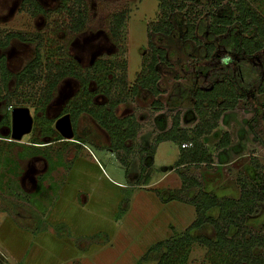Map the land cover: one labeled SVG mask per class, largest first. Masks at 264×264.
<instances>
[{
  "label": "rangeland",
  "instance_id": "374dc122",
  "mask_svg": "<svg viewBox=\"0 0 264 264\" xmlns=\"http://www.w3.org/2000/svg\"><path fill=\"white\" fill-rule=\"evenodd\" d=\"M37 1L45 9H55L59 5V0ZM84 1L88 23L86 29L70 43V54L83 67L98 57L107 58L113 54L116 48L107 36L110 17L126 9L128 16L124 21L123 45L127 82L130 84L147 48L146 25L157 17L158 1ZM209 1L199 0V3L206 7ZM20 5L21 0H0V31L44 33L51 29V20L45 19L42 14H32ZM254 5L262 10L264 0H257ZM172 21L174 29L170 35H153L154 43L166 49L171 64L160 66L159 87L163 92L154 96L140 90L135 97H130L114 110L119 117L134 114L139 123L136 137L127 142L130 146L128 153L120 152L115 156L107 149L105 131L90 116L81 114L75 134L83 138V144L80 148L69 145L62 153V164L47 174L43 187L36 191L37 177L47 172L48 163L40 155L17 156L20 143H26L29 134L15 141L18 143L11 147L0 144L3 157L12 156L17 164V175L9 171V166L0 169V264H135L151 244L180 234L195 217L192 205L176 200L162 203L152 190L157 188L165 194L167 190L178 188L181 184L179 173L187 172L198 177L206 190L218 196L236 197V176L239 173L253 175L250 157L253 155L264 165V121L259 114L263 97L256 92L257 82L264 72L262 61L259 57H238L233 50L224 49L218 51L217 60H205L204 47L182 39L183 16L179 12L174 13ZM203 32L198 31L199 37L203 41L209 40ZM34 51V42L13 39L6 48L0 49V54L5 55L8 69L15 73L32 58ZM223 64L230 66L235 74L240 72L244 76L242 85L249 96L241 99L235 109L226 111L218 126L202 139L212 154V166L179 167L176 170L174 162L178 146L172 141H163L158 144L152 159H147L146 171L141 176L139 148L151 144L159 127H168L175 113L179 114L180 126L189 131L197 118L186 114L193 112V89L205 85L203 68ZM211 72L208 71L209 76ZM7 85L12 90L14 78H10ZM38 86L36 82L23 87L17 97L26 101H12V105L27 106L33 115L32 94ZM76 86L77 81L70 77L59 83L46 107L49 117L56 119L61 115L67 95ZM94 86V82H90V88ZM104 100L103 95L95 96L96 102ZM155 100L160 103L158 109L152 103ZM4 105L5 100H0V119ZM9 127L10 124L0 127L3 136L0 142L11 140L5 138L10 137ZM225 131L229 144L218 150L215 143ZM47 140L44 138L43 141ZM124 155L130 163L127 177L118 160ZM147 173L148 183L133 185L139 176L143 178ZM10 178L16 179L27 194L18 197L10 193L4 185ZM126 187H131L128 203L122 202ZM195 191L191 189L188 195H193ZM124 205H127V211L116 219V214ZM208 213L216 215L215 210ZM263 222L264 206L257 216L247 220L255 228ZM190 233L214 238V230L209 225ZM204 252L203 245L194 243L188 264H204ZM143 264H154V261Z\"/></svg>",
  "mask_w": 264,
  "mask_h": 264
},
{
  "label": "trees",
  "instance_id": "16d2710c",
  "mask_svg": "<svg viewBox=\"0 0 264 264\" xmlns=\"http://www.w3.org/2000/svg\"><path fill=\"white\" fill-rule=\"evenodd\" d=\"M157 1V17L146 25L147 48L142 53L140 68L130 84L127 82L123 45L124 21L128 16L126 9L111 14L107 29V36L116 51L107 58H96L85 67L69 52L70 43L78 33L86 29L88 23L84 0H59L55 9H45L37 0H21L22 8L32 14H42L45 19L51 20V29L44 33L0 31V49L6 48L13 39L35 43L32 58L15 73L8 69L5 55L0 54V90L3 91L0 100H5L0 127L10 124V109L14 107L12 101L20 103L24 100L17 97L21 89L39 83L31 100L33 127L27 142L20 143L21 149L17 152L18 157L40 155L48 163L47 172L37 177L36 191L43 187L42 183L47 174L62 164L63 151L71 144L77 148L83 144V138L77 134L74 135V140H64L53 127L54 119L46 114V107L52 100L56 87L67 77L75 79L78 87L66 100L61 114H70L74 129L81 114L90 116L107 134L109 151L115 156L120 152L130 151L127 142L136 137L139 123L134 114L119 117L114 110L130 97H135L140 90L154 96L163 92L159 87L160 66L171 64L166 49L154 43L153 35L171 34L174 29V13L179 12L183 16L182 39L204 47L205 60L216 59L221 49L233 50L238 57H259L264 70V7L262 10L256 8L254 2L257 0H210L206 7L200 5L199 0ZM198 31H204L203 34L206 33L209 40L203 41ZM219 66L222 68L219 69ZM203 70L206 76L205 85L193 89V112L186 114L188 117L195 115L196 124L189 131L182 128L179 114L175 113L168 127H159L152 143L139 148L141 176L146 171L147 159H152L158 144L163 141H172L178 146V156L174 162L176 170L179 167L212 166V154L202 139L218 126L226 111L235 109L239 101L249 95L243 89L244 76L240 72L235 74L230 66L223 64L210 69L204 67ZM208 71H212L210 76ZM10 78H14L12 90H9L7 85ZM90 82L95 84L93 89L90 88ZM256 92L263 97L259 114L264 121V72L257 82ZM97 95H103L105 100L96 102ZM152 103L156 109L160 108L157 100ZM1 137L3 136L0 134ZM44 138L48 140L43 141ZM16 143L18 142L13 140L0 142L7 147ZM183 143H188V146L181 147ZM228 144L229 137L225 131L215 143V147L219 150ZM3 154L0 147V169L9 166V171L17 175L15 160L12 156L3 157ZM118 160L127 177L129 161L125 155L118 157ZM250 165L254 171L252 176L245 173L236 176V197L218 196L206 190L198 177L187 172L179 173L181 184L178 188L167 190L165 194L157 188L152 190L162 203L176 200L192 205L195 217L180 234L151 244L135 264H143L149 260L154 261V264H188L194 243L205 247L204 264H264V222L258 228L247 223V220L257 216L264 206V165L253 155L250 157ZM141 176L133 185L148 183V173L143 178ZM4 185L10 193L18 197L27 194L14 178L8 179ZM1 187L0 183V189ZM191 189L196 191L190 196L188 191ZM130 193L131 187L124 188L122 202L128 203ZM126 206L119 210L116 219L127 211ZM211 210L216 211L215 216L208 213ZM203 225H209L214 230V238L203 234L191 235L192 230Z\"/></svg>",
  "mask_w": 264,
  "mask_h": 264
},
{
  "label": "water",
  "instance_id": "95a60500",
  "mask_svg": "<svg viewBox=\"0 0 264 264\" xmlns=\"http://www.w3.org/2000/svg\"><path fill=\"white\" fill-rule=\"evenodd\" d=\"M33 117L30 109L27 106H15L10 110V139L20 141L24 135H27L32 130ZM54 129L65 140H72L73 129L71 118L68 113L59 116L54 121Z\"/></svg>",
  "mask_w": 264,
  "mask_h": 264
},
{
  "label": "flooded vegetation",
  "instance_id": "af4514ba",
  "mask_svg": "<svg viewBox=\"0 0 264 264\" xmlns=\"http://www.w3.org/2000/svg\"><path fill=\"white\" fill-rule=\"evenodd\" d=\"M75 80V79H74ZM59 85V84H58ZM77 87H78V83H77V86H76V89H77ZM76 89L71 93V94H69V95H67V97H66V99H65V102H66V100L68 99V97L70 96V95H72L75 91H76ZM51 102V101H50ZM65 102H64V104H65ZM11 110V109H10ZM63 114H65V113H63ZM63 114H61V115H63ZM69 114V113H68ZM32 115V114H31ZM60 115V116H61ZM70 115V114H69ZM32 117H33V115H32ZM58 118V117H57ZM56 118V119H57ZM71 118V117H70ZM54 121H55V119H54ZM33 122H34V117H33ZM71 124H72V120H71ZM32 127H33V124H32ZM53 127H54V123H53ZM72 129H73V132H74V134H73V137H74V135H75V129H74V127H73V124H72ZM31 133V132H30ZM29 133V134H30ZM28 135V134H27ZM60 135V134H59ZM61 136V135H60ZM63 138V137H62ZM65 140V139H64ZM72 140H74L73 138H72Z\"/></svg>",
  "mask_w": 264,
  "mask_h": 264
},
{
  "label": "built area",
  "instance_id": "2783aa9c",
  "mask_svg": "<svg viewBox=\"0 0 264 264\" xmlns=\"http://www.w3.org/2000/svg\"><path fill=\"white\" fill-rule=\"evenodd\" d=\"M185 146H188V143L181 144V147H185Z\"/></svg>",
  "mask_w": 264,
  "mask_h": 264
}]
</instances>
